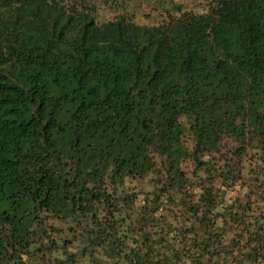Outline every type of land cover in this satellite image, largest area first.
Returning <instances> with one entry per match:
<instances>
[{
	"label": "trees",
	"instance_id": "1",
	"mask_svg": "<svg viewBox=\"0 0 264 264\" xmlns=\"http://www.w3.org/2000/svg\"><path fill=\"white\" fill-rule=\"evenodd\" d=\"M0 264H264V0H0Z\"/></svg>",
	"mask_w": 264,
	"mask_h": 264
},
{
	"label": "rangeland",
	"instance_id": "2",
	"mask_svg": "<svg viewBox=\"0 0 264 264\" xmlns=\"http://www.w3.org/2000/svg\"><path fill=\"white\" fill-rule=\"evenodd\" d=\"M78 2L93 11L98 23L124 18L139 24L157 25L167 20L169 15H177L178 10L205 13L209 0H78ZM185 169L190 175L192 168L189 163L185 165ZM247 175L252 178V171L246 173L244 181L237 177L239 185L233 189L234 191L227 192V202H231V197L238 196L243 199L246 196ZM254 190L255 194L259 193V189Z\"/></svg>",
	"mask_w": 264,
	"mask_h": 264
}]
</instances>
